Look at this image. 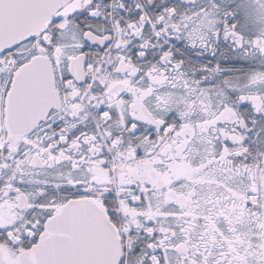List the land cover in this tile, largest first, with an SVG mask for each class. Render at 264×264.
<instances>
[{
  "label": "snow or ice",
  "instance_id": "6c2138e0",
  "mask_svg": "<svg viewBox=\"0 0 264 264\" xmlns=\"http://www.w3.org/2000/svg\"><path fill=\"white\" fill-rule=\"evenodd\" d=\"M0 264H264V0H0Z\"/></svg>",
  "mask_w": 264,
  "mask_h": 264
}]
</instances>
